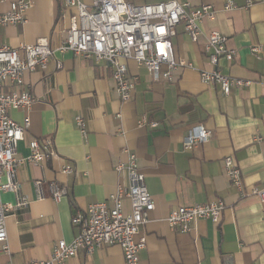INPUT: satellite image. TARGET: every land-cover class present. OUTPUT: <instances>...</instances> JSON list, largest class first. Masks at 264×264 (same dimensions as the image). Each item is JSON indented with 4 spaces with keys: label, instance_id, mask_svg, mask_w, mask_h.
I'll list each match as a JSON object with an SVG mask.
<instances>
[{
    "label": "crops",
    "instance_id": "1",
    "mask_svg": "<svg viewBox=\"0 0 264 264\" xmlns=\"http://www.w3.org/2000/svg\"><path fill=\"white\" fill-rule=\"evenodd\" d=\"M29 1L28 22L0 27V43L19 48L47 41L59 47L72 12L66 10L65 0ZM125 1L145 6L168 0ZM177 1L191 8L212 6L217 10L216 20L202 24L197 43L183 24L178 26L172 39L176 58L191 63L193 69L175 71L172 82H154L145 67L124 61L130 77L137 79L131 102L120 100L106 62L70 51L56 52L45 71L25 74L24 88L36 102L28 113H9L21 126L30 118L17 157L27 158L34 140L49 143L56 157L39 165H22L15 176L21 186L19 194L0 191V206L15 205L21 197L29 201L6 220L9 252L0 243V264L45 261L56 243L72 242L78 234L72 225L77 211L96 203L111 207L110 197L117 187L128 188L127 175L116 171L128 153L137 156L155 202L141 228L146 247L139 254L140 264H264L263 209L250 194L264 185V0ZM229 1L239 9L225 11ZM8 3L3 11L8 10ZM213 31L227 37L228 47L236 51L233 61H220L219 70L252 81L249 88L233 89L225 96L218 86L201 82L199 71L213 70L204 49ZM253 47L261 52L253 53ZM77 116L87 122L86 139L76 126ZM144 116L158 127L139 128ZM197 125L212 136L188 150L183 140ZM227 157L241 169L242 191L225 174ZM65 166H71L73 174L64 175ZM52 183L68 188L69 194L59 203L51 198ZM216 201L226 206L218 225L197 220L190 233L182 234L167 223L169 214L180 207ZM124 211H131L128 199ZM63 264H125V260L119 246H106L91 254L81 251Z\"/></svg>",
    "mask_w": 264,
    "mask_h": 264
},
{
    "label": "built area",
    "instance_id": "2",
    "mask_svg": "<svg viewBox=\"0 0 264 264\" xmlns=\"http://www.w3.org/2000/svg\"><path fill=\"white\" fill-rule=\"evenodd\" d=\"M7 0H0V27H18L25 25L27 14L32 7L29 0H17L8 3V10L2 6ZM251 3H249L250 5ZM66 10H70V25L64 42L53 48L47 41L35 45H22L12 48L0 43V191L19 194L20 184L15 181L18 169L26 164L39 165L56 157L49 143L34 140L30 143V155L17 157V146L24 140L30 125L26 117L21 126L10 117V111L31 110L36 102L31 92L24 88V76L28 72L45 71L49 60L56 52H73L87 60L104 61L112 69L115 91L123 103L131 102L136 88V78H131L124 61H135L145 67L154 82L174 80L173 73L179 69H193L187 61L176 58L172 39L177 35V28L184 25L186 34L197 43L202 35V24L214 22L217 10L209 5L191 8L189 4L177 0L134 6L125 0H65ZM239 7L234 2H227L224 10L234 11ZM211 71L200 70L203 84L218 86L225 96L233 89H246L252 81L222 74L219 63L225 59L233 61L236 51L228 47V39L217 31L211 32L204 44ZM258 54L261 49L253 47ZM8 86L11 91L4 89ZM75 123L83 138H87V122L83 116H77ZM139 128L158 127V123L144 116L138 122ZM211 131L202 125L191 129L183 140L186 149H193L197 144L207 143ZM225 174L240 191L243 190L241 169L232 157L224 159ZM118 173H125L129 180L126 189L117 187L110 197L112 203H96L85 210L77 211L72 218V225L78 234L70 243L59 241L53 248L49 259L28 264H63L79 252L91 254L96 249L106 246H119L122 249L125 264H140L139 254L146 247V239L141 236V228L147 223L149 214L155 209L153 196L150 194L145 176L137 156L128 153L127 161L116 167ZM71 166L62 169L64 175L73 174ZM53 201L59 203L69 194L68 188L57 183L50 185ZM251 195L261 203L264 217V185L252 189ZM130 201L131 211L125 213L124 200ZM29 201L21 197L13 204L0 206V243L4 251L9 252L6 220L17 209L26 208ZM225 203L216 201L191 207H180L172 211L167 223L179 233L188 234L197 220H208L218 225L225 211Z\"/></svg>",
    "mask_w": 264,
    "mask_h": 264
}]
</instances>
